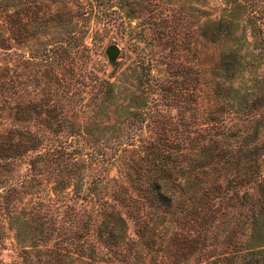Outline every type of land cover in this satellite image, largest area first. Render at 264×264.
<instances>
[{
  "label": "rangeland",
  "instance_id": "obj_1",
  "mask_svg": "<svg viewBox=\"0 0 264 264\" xmlns=\"http://www.w3.org/2000/svg\"><path fill=\"white\" fill-rule=\"evenodd\" d=\"M222 18L238 22L235 33L244 41L240 52L247 65L236 85L245 90L255 83L264 86V0H0V133L28 125L42 137L37 148L10 159L13 183H0V264H80L79 240L69 239V233L81 231L89 215L95 218V204L60 183L49 163L37 160L33 167L30 158L61 145L88 158L87 180L120 175L132 193L121 170L138 161L154 139L153 119L142 112L143 105L141 113L136 108L139 100H130L131 94L143 95L135 79L142 67L146 71L142 63L159 78L152 83L145 109H153L154 98L164 114L174 115L176 108L161 102L163 92L156 82L175 80L177 66H190L191 72L208 67L196 66L200 60L193 57L190 40L205 21ZM112 44L119 48L115 62L106 52ZM110 86L112 96L106 92ZM10 90L11 98L4 101ZM16 103L19 109L37 104L46 110L55 103L59 114L54 127L44 125L32 109L19 120ZM71 154H64L60 164L66 162L69 168ZM114 187L111 182L110 191ZM113 203L121 214L131 211ZM17 216L28 219L32 242L15 237ZM128 224L133 238L135 221L129 218ZM97 244L101 254L112 255ZM168 261L160 259L158 264Z\"/></svg>",
  "mask_w": 264,
  "mask_h": 264
},
{
  "label": "trees",
  "instance_id": "obj_2",
  "mask_svg": "<svg viewBox=\"0 0 264 264\" xmlns=\"http://www.w3.org/2000/svg\"><path fill=\"white\" fill-rule=\"evenodd\" d=\"M238 26L229 18L205 21L190 42L193 57L200 60L196 66L208 63V67L191 72L190 66H177L175 80L156 82L163 92L161 102L173 105L174 115L164 114L154 98L153 109H145L152 83L159 78L142 63L146 71L142 67L135 79L143 86V95L131 94L130 100H139L136 108L141 113L143 105L142 112L153 119L154 139L144 146L138 161L121 170L132 193L120 175H93L87 180L88 158L68 153L61 145L30 158L33 167L38 161L49 163L60 183L95 204V218L89 215L81 231L69 233V239L79 240L80 264H158L160 259L169 260L168 264H264V86L255 83L245 90L236 85L247 65L240 52L243 37L235 33ZM111 87L106 91L110 96ZM13 92H6L3 100L8 101ZM17 104L19 120L32 109L44 125L54 127L59 114L55 103L47 110L37 104L19 109ZM61 124L58 120L56 126ZM41 140V134L28 125L0 133V169L5 170L0 183H13L10 159L34 150ZM49 154L54 156L52 164ZM64 154H71L69 168L66 162L60 164ZM111 182L115 187L110 191ZM108 194L111 201L105 198ZM112 200L125 210L146 213L121 214ZM127 216L135 221L133 238ZM15 220V237L32 242L28 219ZM91 228L93 240L88 238ZM97 243L112 255L101 254Z\"/></svg>",
  "mask_w": 264,
  "mask_h": 264
},
{
  "label": "water",
  "instance_id": "obj_3",
  "mask_svg": "<svg viewBox=\"0 0 264 264\" xmlns=\"http://www.w3.org/2000/svg\"><path fill=\"white\" fill-rule=\"evenodd\" d=\"M106 52L109 54L110 61L115 62L119 55V48L115 44H112L108 46Z\"/></svg>",
  "mask_w": 264,
  "mask_h": 264
}]
</instances>
